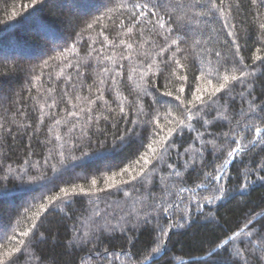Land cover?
Returning a JSON list of instances; mask_svg holds the SVG:
<instances>
[{"label":"trees","instance_id":"1","mask_svg":"<svg viewBox=\"0 0 264 264\" xmlns=\"http://www.w3.org/2000/svg\"><path fill=\"white\" fill-rule=\"evenodd\" d=\"M152 2L157 3L158 0ZM159 2L166 5V10L173 14V19L183 15V11L167 7L170 0ZM226 2L232 4L231 15L227 20L222 13L209 11L211 7L209 0H200V7L193 10L208 14L200 18L198 26L173 23L174 35L181 38L182 46L189 48L190 51L194 38L202 42L209 41L207 47L220 50L230 59L234 46L228 32L235 31L238 33V43L246 62L252 64L251 57L257 48H262L260 54L264 55L262 47L264 37L259 31V23L264 21V4L260 3V0H257L255 5L252 0ZM205 5L207 7H204ZM109 7H114L109 0H35V2L0 0V124L3 125V128H0V178L8 177L6 180L0 179V254L8 248L17 246L11 238L15 233L30 227L32 214L39 204L44 202L41 198L57 195L59 187L66 186L58 180L51 183L47 180L39 183L30 182L29 175L38 174L35 169H31L28 175L18 179L17 175L9 173V167L19 174L31 163L36 161L42 163L49 150L58 152L63 141H56L55 136L64 135L67 131L63 119L67 111L73 110L74 104L78 107L86 106L84 97L94 95L95 88L101 87L99 81L107 79L108 74L104 73L103 69L112 68L114 65L106 57L115 60L117 62L115 66L118 67L121 53L128 54L125 46L119 45L120 39L128 40V37L122 35V30L112 27L110 21L104 20L101 25H94L93 29L84 31L87 23L92 22L94 17L103 15ZM160 11L161 14H165V9ZM226 24L234 25L235 28L226 27ZM103 25H109L105 35L109 41L115 40L118 47H113L107 42L101 44L104 37L99 33ZM117 32H121V35L118 36ZM133 39L139 38L133 36ZM144 39L151 40L153 45L157 42L162 43L159 37L147 32ZM140 44H143V47ZM140 44L134 46L133 62L124 61V71L118 78L119 83L114 85L116 91H104V98L109 101L113 112L110 113L100 102L94 106L95 114L110 116L114 114L115 118L101 119L99 127L93 125L89 131L90 139L81 146L82 151L89 153V156L84 160L69 161L70 165L75 164L76 167L71 175L63 177L64 180L87 187L91 179H97L100 186H103L104 177L110 175L112 171H118L119 168L116 166L122 167L129 157L137 152L139 140H129L121 145L115 137L132 126L131 119L134 118V113L129 109L128 102L135 100L139 92L137 88L139 73L144 70L135 63L136 53L154 52V47L144 44L143 41H140ZM201 47H204L203 43ZM94 48L102 49L99 57L97 52L93 51ZM200 55L203 57L205 69L209 63L215 66V57H210L202 51ZM189 59L198 60V57L193 55ZM133 67L137 68V72L133 74V79L129 80L128 76ZM252 68L255 74L251 77V91L258 101H264V66L257 62L252 64ZM193 73L199 75L194 68L193 72L189 73L190 81ZM168 76L167 71L163 76L157 74L153 77L152 73L148 74L149 83L155 79L157 86L152 89L153 96L144 97L146 110L153 98L160 102L155 107H160L161 111L178 103L170 97L161 95L165 86L171 89L173 84H177L175 78H171L172 83H169ZM72 85H76V88ZM90 86L93 93L89 92ZM66 92L68 96H65ZM229 95H235V100L228 102L229 114H235V118L238 119L239 111L241 108L246 111L247 104H242L238 89L236 93ZM77 96L80 100L76 99ZM53 101L55 107L48 108L47 105ZM122 101L125 110L129 112L127 122L120 118L118 106ZM41 104L45 105L43 112L40 110ZM218 105L223 111L225 101H219ZM45 113L55 115L49 116ZM215 115L216 112L213 111L208 119ZM57 119L61 120L59 125L55 123ZM161 123L167 122L162 120ZM194 123L196 128L204 131L201 127L202 122ZM21 124L28 127L22 128ZM208 127L214 132H220L227 131L229 125L225 122L222 129L213 128L212 125ZM64 139H67V136H64ZM48 140H52V143H47ZM175 140L176 149L171 155V162L185 172L184 162L187 159L184 155L185 149L194 154V149L199 147V141L196 139V132L189 130L177 135ZM71 143L70 141L65 145L66 154ZM227 147L225 145V150ZM211 152L209 145L205 151L203 171L199 164L194 169H188L185 172L186 179L179 187L191 189L202 182L203 172L212 171L214 165L218 163ZM72 154L79 157L81 151L77 150ZM26 160L29 164L25 163ZM262 160L264 148L257 145L243 157L233 160L223 172L222 183L228 190L224 199L205 204L199 211L195 205L190 210L187 205H183L173 209L171 218L161 215L159 219H151L148 223L132 222L137 212L143 215L149 211L147 208H140L135 201L138 197L159 199L164 193L157 185L151 186V190L148 187H141L140 192H133L130 198H125L123 193L101 194L105 199L99 206L100 217L94 216V209L90 203L94 197L69 198L72 201L69 205L61 204L55 211L44 214L41 221L37 222L38 233L32 239V246L20 255L17 264H106L103 259L105 249L109 254L126 253L127 255H121L122 260L127 261L129 256L135 259L134 253L144 249L150 252L161 239L162 233L156 230L157 226L170 231L166 248L154 257L155 264H232L229 257L242 237L230 242L227 247L221 237L242 228L247 217L259 222L256 225L257 229L264 227V181L252 175L250 177L252 182L248 188L240 187L246 168L256 167ZM45 175L53 177L55 174L49 168L45 170ZM160 175L167 176V170L162 171ZM54 184L57 186L53 187ZM199 191L202 195L208 194L204 189ZM185 195L190 196L191 192H186ZM189 211L190 222H184L182 228H173L172 224L176 217L181 213L187 216ZM128 213H132V216H127ZM121 216H125L129 221L126 226L122 223L124 231L104 232L102 229L94 231L99 225L109 221L115 224ZM77 225L81 226L82 232H89V238L94 242H81L78 246L71 244L69 241L73 228ZM39 233H43V236ZM209 249L218 254L210 259L207 253ZM262 256L264 254L258 249L247 253L248 264H264Z\"/></svg>","mask_w":264,"mask_h":264},{"label":"snow or ice","instance_id":"2","mask_svg":"<svg viewBox=\"0 0 264 264\" xmlns=\"http://www.w3.org/2000/svg\"><path fill=\"white\" fill-rule=\"evenodd\" d=\"M209 2L211 5L209 11L215 10L222 13L225 20L231 15V2H226V0H219L218 3L217 0H209ZM109 3L114 4V7H109L103 15L94 17L92 22L87 23L84 31L93 29L94 25H101L104 20L110 21L112 27L122 30V35L128 37V40L120 39L119 41V45H124L128 54L121 53L118 67L115 66L117 63L115 60L106 57L114 65L112 68L104 67L103 72L108 74L107 79L99 81L101 87L95 88L94 95L84 97L86 106L78 107L74 104L72 105L73 110L67 111V115L63 118L67 131L64 135L57 134L55 136L56 141H63L58 152L54 153L49 150L48 156L44 158L42 163L36 161L29 164V161L26 160L25 163L29 164V167L22 169L19 174L15 169L9 167V173L17 175L18 179H22L23 176L29 174L31 169H35L38 174L29 175L30 182L39 183L47 180L51 183L53 180H58L66 186L59 187L57 195L41 198L44 202L40 203L32 214L30 227L12 236L11 239L16 242L17 246L8 248L0 254V264H17L20 255L32 246V239L38 233L37 222L41 221L44 214L55 211L61 204L69 205L72 202L69 198L77 196L94 197L95 199L90 200V203L94 209V216L100 217L99 206L105 199L101 194L119 195L123 193L125 198H130L133 192H140L141 187H148L151 190V186L157 185L164 195L159 199L152 197L151 200L146 197H138L135 204H138L140 208H147L149 211L143 215L137 212L133 223H148L151 219H159L161 215H167L171 218L173 209L183 205H187L189 210L195 205L199 211L204 208L205 204H212L226 197L228 190L222 183V175L228 164L237 157H243L247 152L255 149L257 145L264 148V101H258L251 91V77L255 74L252 64L260 62V65L264 66V55L260 54L262 48H257L252 54V64L247 63L238 43V33L235 31L228 32V35L232 37L234 46V52L230 59L225 57L220 50L207 47L209 41L202 42L193 38L191 51L189 48L183 47V41L174 35L172 25L173 23H188L198 26L201 22L200 18L208 14L204 11L193 10L200 7V0H189L187 3L185 0H170L167 7L183 11V15L177 16L176 19H173V14L168 12L166 5L159 0L157 3H153L152 0H109ZM252 3L253 5L257 4V0H252ZM260 3L264 4V0H260ZM161 9H165V14H161ZM185 9L186 11H184ZM166 16L167 18H165ZM226 27L235 28L234 25L228 24ZM108 28L109 25L101 27L99 34L104 37L101 44L107 42L113 47H118L119 45L115 43V40L109 41L108 36L105 35ZM44 31H47L46 28ZM259 31L260 35L264 37V21L259 23ZM146 32L159 37L162 43L157 42L153 45L151 40H145ZM117 35H121V32H117ZM133 36L139 39H133ZM129 40L132 42H128ZM140 41L154 47V52L136 53L135 63L144 70L139 73L137 82L139 92L134 101L128 102V107L134 113V118L131 119L132 126L127 128L123 134L115 137L121 145L126 144L129 140H139L137 152L133 153L122 167L117 165L118 171H112L110 175L105 176L103 186H100L97 179H91L87 187L83 184L64 180L63 177L71 175L76 167L75 164L70 165L69 161H80L89 156V153L82 151L81 146L90 139L89 131L93 125L99 127L101 119L115 118L114 114L111 116L95 114L94 106L100 102L110 113L113 112L109 101L104 98V91H116L114 85L119 83L118 78L125 68L124 61L133 62L134 46L140 44ZM202 43L204 47H201ZM140 46L143 47V44ZM262 47H264V41H262ZM93 51L97 52L98 57L102 53V49L94 48ZM201 51L206 52L210 57H215V66H211L209 63L205 69L203 57L200 55ZM193 55L198 57V60H190L189 57ZM194 68L196 72H199V75L193 73L190 81L189 73H192ZM166 71L169 74V83H172L171 78H175L177 84H173L171 89L165 86L161 95L170 97L178 103L161 111L160 107H155L160 102L153 98L146 110L144 97L153 96L152 89L157 86L155 79L149 83L148 74L152 73L153 77H156L157 74L163 76ZM136 72L137 68L133 67L128 79L132 80L133 74ZM72 87L76 88V85H72ZM237 89L242 104H247L246 111L243 108L239 111L238 119L235 118V114H229L228 104L229 101L235 100V95L229 94L236 93ZM89 92L93 93L91 86ZM65 96H68L67 92ZM76 99L80 100V97L77 96ZM221 100L225 101L223 111L218 105ZM70 102L71 97H69ZM44 107V104L40 105L41 112L44 111ZM47 107L54 108L55 101ZM118 107L120 118L127 122L129 112L125 110L124 102L122 101ZM77 108L78 111H76ZM213 111L216 112V115L208 119ZM45 115L52 116L55 114L45 113ZM162 120L167 123H161ZM194 122H202L201 127L204 131L196 128ZM225 122L229 125L227 131L214 132L208 127L212 125L213 128L222 129ZM41 123H43V119ZM55 123L59 125L61 120L57 119ZM20 127H28V125L21 124ZM0 128H3L2 124H0ZM185 130L195 131L196 139L199 141V147L194 149V154L189 153L187 148L185 149L184 155L187 157L184 162L185 172L190 168L194 169L197 164L201 166L203 171L205 151L209 145L212 149L211 154L218 162L212 171L203 172L202 182L191 189L179 187L186 179L185 172H182L171 162V155L176 149L175 137L183 134ZM64 136H67V139H64ZM70 141L72 142L71 147L67 149L66 154L65 145ZM46 142L50 144L52 140ZM225 145L228 146L227 150H225ZM77 150L81 151L79 157L72 154ZM49 168L55 174L53 177L45 175V170ZM165 169L167 176H161V172ZM252 175H255L258 180L264 181V160L259 162L256 167L246 168L240 184L242 189L248 188L252 182L250 179ZM0 179L6 180L8 177L4 176ZM56 186L53 185V187ZM199 189H204L208 194L202 195ZM189 191L191 195H185ZM127 216H132V213H128ZM190 219V211L187 216L181 213L176 217L172 227L182 228L184 222H190ZM122 223L125 226L129 223L125 216L117 219L115 224L109 221L99 225L94 231L101 229L104 232L124 231L125 227H122ZM257 223L259 222L247 217L242 228L232 234L226 233L224 237H221L226 247L230 245V242L242 237L229 257L232 264H248L247 253L257 249L264 254V227L257 229ZM156 230L162 233V237L156 246L151 248L150 252L144 249L133 254L135 259L129 256L125 261L121 259V255H127L126 253L109 254L108 250L105 249L103 259L106 264H155L154 257L167 246L170 229L157 226ZM39 235L43 236V233H39ZM69 242L78 246L81 242L92 243L94 241L89 238V232H82L81 226L77 225L73 228ZM216 246H219V241ZM207 253L210 259L218 254L213 249L207 250Z\"/></svg>","mask_w":264,"mask_h":264},{"label":"water","instance_id":"3","mask_svg":"<svg viewBox=\"0 0 264 264\" xmlns=\"http://www.w3.org/2000/svg\"><path fill=\"white\" fill-rule=\"evenodd\" d=\"M228 166H229V164L226 166L225 170L227 169ZM225 170H224V171H225Z\"/></svg>","mask_w":264,"mask_h":264}]
</instances>
